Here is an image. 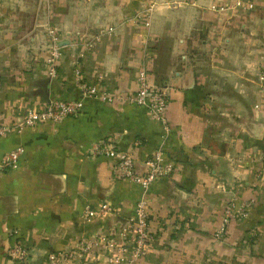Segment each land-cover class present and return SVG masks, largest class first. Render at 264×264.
I'll return each instance as SVG.
<instances>
[{
    "label": "crops",
    "instance_id": "0c3cea01",
    "mask_svg": "<svg viewBox=\"0 0 264 264\" xmlns=\"http://www.w3.org/2000/svg\"><path fill=\"white\" fill-rule=\"evenodd\" d=\"M240 1L0 0V125L51 99L82 102L60 121L0 135V158L23 148L16 168L0 164V264H47L52 251L119 229L141 193L147 251L130 264H264V0ZM48 27L61 52L53 76ZM141 66L167 92L164 140L143 107L83 95L73 73L117 94L137 86ZM97 140L115 154H93ZM157 144L173 168L141 192L114 163L129 154L142 170ZM102 200L110 212L81 217ZM230 200H246L247 215L218 234ZM14 241L22 260L6 253Z\"/></svg>",
    "mask_w": 264,
    "mask_h": 264
},
{
    "label": "built area",
    "instance_id": "2783aa9c",
    "mask_svg": "<svg viewBox=\"0 0 264 264\" xmlns=\"http://www.w3.org/2000/svg\"><path fill=\"white\" fill-rule=\"evenodd\" d=\"M236 5H242L240 0H235ZM245 6H251L246 0ZM48 35V54L46 56L47 73L53 76L56 73V61L61 52L57 44V32L54 27L46 29ZM76 84L81 94L96 97L105 102L114 100L141 106L147 114L160 124V138L165 139L169 130L167 119L164 115L168 96L165 87L161 83L150 80L145 67L137 70V86L130 91L112 94L98 89L95 83H85L81 80L77 67L73 68ZM82 105L80 99L55 98L48 100L43 106L26 111L21 119L12 125H0V135L10 131H20L22 128L31 126L36 122H57L62 118L74 114ZM137 143V140L134 141ZM23 151L22 146H16L4 152L0 158V164L13 169L18 166V157ZM93 154L113 156L115 146L111 141L97 140L91 144ZM172 159L165 153L164 148L157 144L150 154L143 160L142 170L134 167L129 154L121 155L114 163L118 176L126 178L136 184L141 192L154 180L167 176L173 168ZM248 203L246 200H230L221 211L218 234H222L228 222L247 215ZM111 206L107 201H99L95 205L85 204L82 208L81 217L90 220L96 215L110 212ZM16 233V230H12ZM149 238V223L147 202L141 193L133 203L131 212L124 218L119 229H111L107 232H92L81 237L73 246L52 251L48 255L47 264H72L89 254L104 252L105 264H130L146 253ZM7 255L14 260H22L27 255V250L19 242L14 241L6 248Z\"/></svg>",
    "mask_w": 264,
    "mask_h": 264
}]
</instances>
